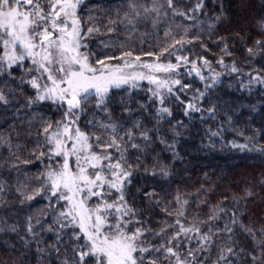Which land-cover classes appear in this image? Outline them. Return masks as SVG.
I'll return each instance as SVG.
<instances>
[{"label":"snow or ice","instance_id":"obj_1","mask_svg":"<svg viewBox=\"0 0 264 264\" xmlns=\"http://www.w3.org/2000/svg\"><path fill=\"white\" fill-rule=\"evenodd\" d=\"M246 7L0 0V264H264V0ZM217 152L261 170L226 180L200 163Z\"/></svg>","mask_w":264,"mask_h":264},{"label":"trees","instance_id":"obj_2","mask_svg":"<svg viewBox=\"0 0 264 264\" xmlns=\"http://www.w3.org/2000/svg\"><path fill=\"white\" fill-rule=\"evenodd\" d=\"M105 3L109 2V0H104ZM233 4H238L240 3V0H232ZM249 3L252 5V7H246L244 12L241 13V15H252L255 16L256 13L259 12V5L261 3V0H249ZM232 11H239L238 8H233ZM236 17L232 16L230 17V20L233 22L235 21ZM221 32H223V28H221ZM255 116V123L259 124L261 120L260 114H254ZM179 118V117H177ZM248 119V113L247 110H244L243 114L239 117L238 122H243ZM229 138H231V133L228 134ZM264 142V141H262ZM199 144V137H197L193 141H189L185 143L181 151H185L186 149L189 150L190 154L194 157L196 155L194 149L197 147ZM219 147V146H218ZM200 163L204 165H208L209 167L205 168V171H211L212 166L219 165L221 168L225 166V163L228 164L229 167H232V171L228 172L226 175V180H232L235 181L237 180L242 174H251V175H256L259 173L261 170V160L257 158L255 155H250L248 153H239V152H234L229 155H225L222 153H215L206 159H202ZM199 173H192L191 179L195 180ZM227 190V185L225 183H221L220 188L218 189L219 192H223ZM232 191H236L235 188L232 189ZM217 193V194H218ZM214 199L216 197H213ZM3 257H0L2 259Z\"/></svg>","mask_w":264,"mask_h":264}]
</instances>
